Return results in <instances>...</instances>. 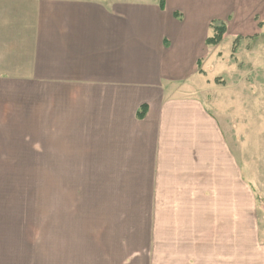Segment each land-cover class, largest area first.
<instances>
[{
    "label": "crops",
    "instance_id": "crops-1",
    "mask_svg": "<svg viewBox=\"0 0 264 264\" xmlns=\"http://www.w3.org/2000/svg\"><path fill=\"white\" fill-rule=\"evenodd\" d=\"M216 18L259 34L264 0H0V264H264V181L190 81Z\"/></svg>",
    "mask_w": 264,
    "mask_h": 264
},
{
    "label": "rangeland",
    "instance_id": "rangeland-1",
    "mask_svg": "<svg viewBox=\"0 0 264 264\" xmlns=\"http://www.w3.org/2000/svg\"><path fill=\"white\" fill-rule=\"evenodd\" d=\"M215 20L226 24L224 19ZM260 27L261 33L242 39L224 35L196 64L200 76L190 80H203L201 86L195 83L193 92L199 90L202 104L218 119L234 152L256 182L264 181V21L260 22ZM214 33L211 28L210 35ZM67 169L81 181L146 184L140 181L143 179L139 168ZM57 175L58 168H3L4 180L42 181L58 179ZM247 175L244 169V177Z\"/></svg>",
    "mask_w": 264,
    "mask_h": 264
},
{
    "label": "trees",
    "instance_id": "trees-1",
    "mask_svg": "<svg viewBox=\"0 0 264 264\" xmlns=\"http://www.w3.org/2000/svg\"><path fill=\"white\" fill-rule=\"evenodd\" d=\"M161 4L163 6V2H161ZM215 21H218V20L214 19L211 22V28H214L215 33L213 36H209L207 38V41H206L207 44L210 46L211 45H217L218 43H220L223 39L224 34L226 33V30H227L226 24H224L223 22H220V21H218L220 23L215 22ZM144 108H145L144 105L140 108V110L138 112L139 117L144 116V114H145Z\"/></svg>",
    "mask_w": 264,
    "mask_h": 264
}]
</instances>
